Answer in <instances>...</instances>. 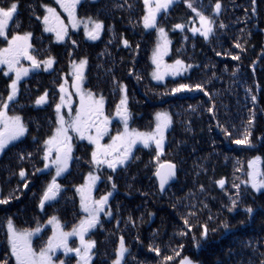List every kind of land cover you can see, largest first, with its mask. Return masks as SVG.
I'll return each mask as SVG.
<instances>
[{"label": "trees", "instance_id": "16d2710c", "mask_svg": "<svg viewBox=\"0 0 264 264\" xmlns=\"http://www.w3.org/2000/svg\"><path fill=\"white\" fill-rule=\"evenodd\" d=\"M10 2L3 0L4 6ZM189 2L214 20L208 39L191 31L200 21L187 6ZM216 2L178 0L158 17V25L171 39L167 61L180 60L191 67L185 76L155 83L150 58L156 30L143 27L142 0H85L76 10L78 18L101 21L102 34L91 43L81 31L72 33L62 45L44 33L41 21L45 6L56 8L55 2L18 0L15 22L7 30L9 37L32 33L31 54L41 62L53 58L54 68L51 73L32 71L18 86L16 100L9 102L7 109L10 116L21 117L26 133L0 156V199L9 200L0 204V261L15 264L7 243L9 218L17 229H34L38 222L54 215L69 227L79 219L74 188L88 173L89 161L72 168L63 179L69 184L60 199L42 212L38 206L49 180L37 169L44 165V141L54 132L59 88L73 60L87 61L85 86L104 98L109 113L120 99L123 85L133 119L131 127H149L157 112H167L172 125L159 160L155 148L136 150L124 169L105 177V184H115L116 194L109 202L112 218L102 219L91 236L96 244L93 264H112L121 237L128 248L122 264H180L183 257L195 264L264 261V190L256 192L241 183L247 180L249 160L260 157L264 171V0H255L254 5L252 0H219V13L215 12ZM177 24L184 27L177 29ZM6 43L0 38V47ZM12 79L0 69V101L7 98ZM181 84L191 86V90L173 93ZM196 85H202L203 90ZM45 93L49 104L35 107L37 98ZM250 118L251 145L234 143L242 139ZM78 147L83 151L82 160L88 158L91 150ZM164 162L174 164L177 170L174 182L161 194L154 173ZM21 170L26 173L24 180L19 176ZM221 179L225 180L223 187L217 183ZM230 198L238 200L231 212ZM249 207L254 210L251 215L245 211ZM202 225L208 228L206 239L201 236ZM194 238L200 241L199 246ZM155 248H159V255L151 250ZM176 251L179 256H175ZM168 256L174 259L165 262Z\"/></svg>", "mask_w": 264, "mask_h": 264}, {"label": "snow or ice", "instance_id": "6c2138e0", "mask_svg": "<svg viewBox=\"0 0 264 264\" xmlns=\"http://www.w3.org/2000/svg\"><path fill=\"white\" fill-rule=\"evenodd\" d=\"M253 5L255 0H252ZM56 3L60 5L68 16V23L73 28L79 25H83L85 36L90 40H97L100 37L101 30L104 25L101 21L95 20L92 17L80 19L77 17V5L81 3V0H56ZM175 3V0H143L144 12L142 17L143 27L145 29H155L158 33V42L156 49L153 52L152 63L156 65V70L152 73V77L155 80H162L164 74L160 71L163 56L167 55V35L165 29L158 25L157 17L162 12L166 13L170 6ZM187 6L195 12L200 21V28H193L191 31L199 32L201 36L208 39L213 33L214 20L203 15L200 11H197L192 3H188ZM221 4L217 0L215 4V12L219 13ZM255 11V9H253ZM18 12V0H11L8 6H4L3 0H0V38H3L7 43L5 47H0V65L6 66L7 71L4 72L5 76L9 73H15V78L11 80L9 84V93L6 99L0 101V152L4 151L6 147L13 141L18 140L24 136L26 128L18 115H8L7 109L9 102L14 101L17 95V85L20 79L29 74V69L21 65V59L31 62L33 69L39 68L41 63L44 65V69L47 71L54 63L53 58L49 57L45 61H38L34 55L31 54L32 44L30 38L32 33L24 34H12L8 35V29L10 22H15V16ZM37 19H41L37 17ZM45 32L55 33L58 42L63 41L68 36V27L64 21L61 20L59 13L56 9L50 6H45V15L42 18ZM177 29H181L184 26L177 24ZM224 27L223 24L220 25ZM125 46H128L127 40L124 41ZM236 47H242L237 44ZM219 55V53H218ZM233 59H239L238 56H233ZM86 60H80L78 64H73L74 69V83L73 87L77 90V94L80 95V106L76 109L75 115L70 120L60 114L62 105L65 103L66 92L65 86L60 85L61 103L55 106L57 113V127L55 128L51 137L44 141V156L46 161L44 167H55V175L51 181L47 184L45 190L42 193L39 201V207L43 209L47 202L56 201L62 192L61 185L57 183V177L61 176L68 170L69 161L73 159L72 156V137L69 135V130L76 133L81 140H87L90 144L94 145V149L91 153V163L97 167L106 165L113 171L117 166H122L132 156L133 146L137 143H142L144 147H148L152 142L156 146V159L159 160L162 154L164 143V132L171 124V118L167 112H157L155 114V128L152 131L141 132L134 128H129L128 121L130 119V113L127 109V97L122 96L119 104L116 106V115L120 117L124 123V131L117 133L111 137V142L108 144H101L100 141L104 136L108 135V124L110 118L104 114V98L101 96L96 98L91 91H83L81 84L84 80V67ZM182 66V61L176 60L174 65H163L165 70H172V74H177V69ZM188 67H191L189 65ZM139 79V77H137ZM197 89L203 90L202 85H196ZM184 90H191V86L181 84L179 87L172 89L173 93L181 92ZM120 91H125L124 86H120ZM207 95V93H205ZM46 96L42 95L37 98L35 103L37 105L46 102ZM253 101L255 97L253 96ZM211 111V109H209ZM253 120L250 118L247 121L245 127V134L242 139L234 141L236 144H243L246 146L251 145V132ZM53 152L55 153L53 158ZM23 159V157H21ZM37 171H42L37 169ZM237 171H240L238 168ZM155 175L159 179L160 189L163 191L165 185L175 176V165L172 163H160ZM19 176L22 180L25 179L26 173L24 170L19 172ZM100 177L92 174L91 172L85 178V183L76 188V192L80 195V209L85 214L77 224H75L70 231H65L61 225L60 220L54 215L47 221L48 225L52 226V235H50L45 244L38 250L33 246V237L41 233L42 228L38 226L35 229H17L15 228L11 218L7 220V243L9 246L10 254L15 259V264H54L53 257L56 256L57 251H63L67 256L72 253L77 258V264H91L93 258V249L96 244L94 240L86 239L88 233L97 227L100 222V214L105 212V206L108 204V199L112 195V192L101 196L99 199H95L92 196V189L95 187L97 180ZM111 177L109 180L111 181ZM221 187L224 186L225 180L221 179L217 182ZM241 183H247L251 188L260 192L264 190V171L260 168V157H255L248 161L247 180ZM27 188V183L24 184ZM239 189L240 185H234ZM115 184H113V189ZM239 193H237V196ZM18 199V197H16ZM231 199V198H230ZM8 199H0V204L8 203ZM238 205L237 199H231V206L228 210L231 212ZM245 211L251 215L253 209L251 207L245 209ZM110 214V213H106ZM185 226L188 227V221H184ZM203 228L202 238L207 237L208 228L205 225ZM224 228H228V224H223ZM191 231V228H188ZM214 231V230H213ZM187 233L181 232L180 235H186ZM77 237L79 244L76 247L69 245V238ZM197 246L200 241L195 240ZM183 247V246H181ZM156 251L159 255V248L151 249ZM128 252V248L125 246L123 237L119 239L118 247L115 249V259L112 264H122L125 258V254ZM180 252L176 251L175 256H179ZM174 256H168L164 258V261H171ZM0 264H8L7 261H0ZM60 264H65L64 261H60ZM180 264H195L188 257H183L180 260ZM264 264V261L261 262Z\"/></svg>", "mask_w": 264, "mask_h": 264}, {"label": "rangeland", "instance_id": "374dc122", "mask_svg": "<svg viewBox=\"0 0 264 264\" xmlns=\"http://www.w3.org/2000/svg\"><path fill=\"white\" fill-rule=\"evenodd\" d=\"M54 2H55V4H56V11H57V13H59V15H60V18H61V20H63L64 21V23H65V25H67V27H68V36H66L65 37V39L63 40V41H60V42H58L57 41V39H56V35H55V33H52V32H45L44 31V24H43V31H44V33L46 34V35H48V36H50V37H52V39H53V41H54V43L55 44H58V45H62L63 43H65L67 40H68V38L70 37V35L72 34V33H76V34H78V33H80V31L81 32H84V28H83V25L81 24V25H79V26H77L76 28H73L72 26H71V24H69L68 23V16H67V13H65L64 11H63V9L60 7V5L59 4H57L56 3V0H53ZM85 0H81V3L80 4H78L77 5V8H79V6L84 2ZM90 1H95V0H90ZM178 0H175V3L177 2ZM142 3H143V0H142ZM175 3H173V4H175ZM172 4V5H173ZM171 5V6H172ZM143 8H144V4H143ZM77 10V9H76ZM163 13V12H162ZM161 13V14H162ZM160 14V15H161ZM44 15H45V13H44ZM160 15H158V17L160 16ZM77 17H78V15H77ZM157 17V21H158V18ZM83 19V18H82ZM42 21V20H41ZM42 23H43V21H42ZM200 28V24L196 27V29H199ZM193 32V31H192ZM102 34V31H101V33H100V35ZM193 34H197V35H200V33L197 31V32H193ZM167 35V34H166ZM201 36V35H200ZM84 37H85V39L87 40L88 38L85 36V32H84ZM202 37V36H201ZM167 40L169 41V43H168V45H167V55H164L163 56V61H162V65H161V69H160V71L162 72V73H166V74H164V77H163V79L162 80H155V79H153V77H152V75H151V77H152V81L153 82H155V83H160L161 81H163V80H166V79H175V78H179V77H182V76H185V75H187L189 72H190V69L187 67V66H185L183 63H182V66H179L178 67V69H177V74H175V75H173L172 74V70H165L164 69V67H163V65H174V63L173 62H170L169 63V61H167L168 60V58H169V56H170V53H171V50H170V47H171V39H169V37H168V35H167ZM96 41V40H95ZM94 41V42H95ZM157 42H158V33H157V31H156V42H155V46H154V48H153V50H155L156 49V45H157ZM30 43H31V38H30ZM33 48V47H32ZM154 52V51H153ZM152 56H153V53H152V55H151V58H150V61H151V65H152V70H151V72L153 73L155 70H156V65L155 64H153L152 63ZM21 65L23 66V67H25V68H28L29 69V74L27 75V76H24V77H22L21 79H20V81L18 82V85H17V89H18V86L20 85V83L21 82H23V81H25V80H27V79H29L30 77H29V75H30V73L32 72V71H40L41 69L44 71V72H46V73H49V72H51L52 70H53V68H54V63L52 64V66H51V68H49L47 71L44 69V65H43V63H41V67H39V68H36V69H33L32 68V66H31V62L30 61H28V60H24V59H21ZM78 64L79 62L77 61V62H75V60H73V62L70 64V67L68 68V70H67V72L63 75V81H62V83L61 84H63L64 86H65V89H66V92L63 94V95H65V103H64V105H62V107H61V110H60V114L65 118V120H70L74 115H75V111H76V109L80 106V95H78L77 94V90L72 86L73 85V83H74V69H73V64ZM86 68H87V64L85 65V67H84V80H83V83L81 84V89L83 90V91H88V89H87V87L85 86V72H86ZM0 69L1 70H4V72H6L7 71V68H6V66H3V65H0ZM9 75H12V77L13 78H15V73H9ZM8 75V76H9ZM45 94H47V93H45ZM45 94H43V95H45ZM61 95H62V93L60 92V88H59V96H58V98H59V100H58V104L59 103H61ZM125 95V93L123 92V93H121V97H120V99L117 101V103H116V106H117V104H119V102H120V100H121V98H122V96H124ZM16 97H17V95H16ZM96 98H99V97H101V96H95ZM126 97H127V95H126ZM15 100H16V98H15ZM14 100V101H15ZM47 104H49V100H48V98H47V96H46V102L45 103H43V104H40V105H37L36 103L34 104V106L35 107H38V108H43L44 106H46ZM127 104H128V102H127ZM116 106L111 110L112 112L111 113H113V115H115V117H114V119L112 120H110V122H109V124H108V128H110V126L111 125H113L114 126V128H115V130H116V133H119V132H123L124 131V123L122 122V120L120 119V117H118L117 115H116ZM127 109H128V106H127ZM105 111H109V109H108V106H107V104H106V101H104V114H105ZM7 113H8V111H7ZM8 115H9V113H8ZM170 117V116H169ZM54 120H55V128L57 127V123H56V121H57V113H56V110H55V107H54ZM133 121V119L131 118V116H130V119H129V121H128V126H129V128H134V127H131V124L133 123L132 122ZM155 124H156V120H155V116H154V118H153V121H152V124L151 125H149V127H147V128H134V129H137L138 131H141V132H148V131H152V130H154V128H155ZM133 125V124H132ZM171 124L169 125V127L165 130V132H164V143H163V149H162V154H163V151H164V144H165V140H166V132L171 128ZM55 128H54V130H55ZM26 133V132H25ZM116 133H114V134H116ZM53 134V133H52ZM25 135V134H24ZM69 135L72 137V140H71V144H72V156H73V159L72 160H70L69 161V167H68V170L66 171V172H64L61 176H59V177H57V180L58 179H62V178H67V176L69 175V173L70 172H72V168H74L75 170L76 169H78V166H79V164H80V161H82V156H81V153H83V151L82 150H79V147H78V145H83L84 147H85V144H87V145H89L90 147V154H89V156H88V158H86V159H83V161H87V159H88V161H90V164L87 166V175L86 176H84L83 177V179H82V181H81V183H82V185L85 183V178L89 175V173L91 172L92 174H94V175H97V176H99L100 177V179L99 180H97V182H96V185H95V187L93 188V189H95V188H105L106 190H107V192H112V195H111V197H109V199H108V202L110 201V200H112V198L114 197V195L116 194V192H114V189H113V185L110 187V185H107V184H105L103 181L105 180V177H107V176H109L110 174V168H108L106 165H101V166H99V167H97V166H95V165H93L92 163H91V153H92V151H93V149H94V145H92V144H90L86 139L85 140H81L80 138H79V136L76 134V133H74V132H72L71 130H69ZM52 136V135H51ZM50 136V137H51ZM23 137L24 136H22V137H20L18 140H16V141H13L12 143H10L7 147H9V146H11L12 144H14L15 142H17V141H19V140H21V139H23ZM105 137V136H104ZM111 137L112 136H110L109 138L108 137H105V138H103L101 141H100V143L101 144H107L106 142H104L105 140H107V139H109L108 141H109V143L111 142ZM6 147V148H7ZM151 148H155L156 149V146H155V144L154 143H152V142H150L149 143V146L148 147H144V145L142 144V143H137L136 145H134L133 146V149H132V155L134 154V152L136 151V150H142V149H144V150H149V149H151ZM3 152V151H2ZM2 152H0V156L2 155ZM44 152V151H43ZM161 154V155H162ZM54 155H55V153L53 152V158H54ZM79 155H80V157H79ZM78 156V157H77ZM78 158V159H77ZM43 163H44V165H45V163H46V161L43 159ZM126 163H128V161H126L125 162V164L124 165H122V166H117V168H116V170H121V168H123V167H125V165H126ZM44 165H43V168H41V170L42 171H45L44 173L42 172V171H39V173L38 174H41L42 176H44V177H46V175H47V177H48V183L51 181V179H52V177L55 175V167H53V166H50L49 168H44ZM85 166V165H84ZM159 166V165H158ZM157 166V167H158ZM80 167H82V166H80ZM156 167V168H157ZM82 169V168H81ZM157 170V169H156ZM72 174V173H71ZM47 183V184H48ZM102 183H104V184H102ZM81 186V185H80ZM106 187H108V188H106ZM251 187V186H250ZM97 188V189H98ZM92 189V190H93ZM76 192V191H75ZM76 196H77V215L79 216V219H78V221L76 222V224L79 222V220L85 215L82 211H81V209H80V195H79V193H77L76 192ZM92 196L94 197V195H93V193H92ZM59 198V197H58ZM60 199V198H59ZM58 200V199H57ZM56 200V201H57ZM56 201H51V202H56ZM48 204H51V203H47V204H45L44 205V207H43V209H41L40 207H39V210L42 212L43 210H44V208L48 205ZM109 204V203H108ZM108 204L105 206V211H106V209H107V206H108ZM38 206H39V203H38ZM105 214V212L104 213H101L100 214V218L102 217V215H104ZM107 215V214H106ZM108 216V215H107ZM110 216V215H109ZM112 216V215H111ZM50 217H48V219H49ZM108 218V217H107ZM48 219H46L45 221H42L41 223H39V226L42 228V231H41V233H39L37 236H35V237H33V246L38 250L40 247H42L44 244H45V242L47 241V239H48V237L50 236V235H52V226L51 225H48L47 224V221H48ZM61 222V221H60ZM70 222V221H69ZM67 224V223H66ZM61 225L63 226V228H64V230L65 231H70L71 229H72V227L73 226H70L69 227V225H65V223H63V222H61ZM37 226H38V224H37ZM36 226V227H37ZM36 227H34V229L36 228ZM6 229H7V226H6ZM89 234V233H88ZM92 234L91 235H87V237H86V239H91L92 240ZM78 244H79V240H78V238L77 237H70L69 238V245L71 246V247H76V246H78ZM13 258V260L15 261V259H14V257H12ZM94 254H93V258H92V261H91V264H93V262H94ZM125 259V258H124ZM53 260H54V264H60V261H64L65 262V264H77V258L75 257V255L74 254H72V253H70V254H68L67 256L63 253V251H57V253H56V256L55 257H53ZM124 261V260H123ZM122 261V262H123Z\"/></svg>", "mask_w": 264, "mask_h": 264}, {"label": "flooded vegetation", "instance_id": "af4514ba", "mask_svg": "<svg viewBox=\"0 0 264 264\" xmlns=\"http://www.w3.org/2000/svg\"><path fill=\"white\" fill-rule=\"evenodd\" d=\"M44 12H45V10H44ZM11 23V22H10ZM83 33V36H84V32H82ZM85 38V37H84ZM3 39V38H2ZM4 40V39H3ZM88 40V42H91V43H94V41L95 40H90V39H87ZM5 41V40H4ZM73 62V61H72ZM72 62H70V64L72 63ZM75 62H77L76 60H75ZM79 62V61H78ZM69 64V65H70ZM70 67V66H69ZM52 72V71H51ZM51 72H49V73H51ZM46 73V72H45ZM62 81H63V79H62ZM89 91V90H88ZM19 93V89L17 90V94ZM95 96V95H94ZM105 101V100H104ZM105 115L106 116H108L109 118H110V120L112 119H114V117H115V115H113V113H109L108 111H105ZM109 129V133H108V135H106L105 137H110V136H115L117 133H116V130H115V128H114V126L113 125H111L110 126V128H108ZM114 133H116V134H114ZM105 137H103V138H105ZM109 139H107V140H105L104 142H106L107 144L109 143V141H108ZM85 147L88 149L90 146L89 145H87V144H85ZM90 149V148H89ZM89 155V154H88ZM130 160V159H129ZM128 160V161H129ZM88 161V160H87ZM90 162V161H89ZM83 164H85V165H88V162H86L85 161V163H84V161L82 160V161H80V164L79 165H83ZM127 164V163H126ZM45 168V167H44ZM121 169H124V167L123 168H121ZM110 171V175L109 176H111L112 174H114V173H117L118 171H120V170H115V171H113L112 169H110L109 170ZM43 173L45 172V171H42ZM86 175H87V173H86ZM85 175V176H86ZM63 179L64 178H62V179H58L57 180V183H59L60 185H61V188H62V194L65 192V191H67V187H68V184H69V182L68 183H65V182H62L63 181ZM80 185H82V183H80L79 185H76L75 186V188H74V192L76 191V188L77 187H79ZM98 188V187H97ZM95 188V189H93L92 190V193H93V195H94V198L95 199H99L101 196H103V195H105V194H107L108 192H102V189L103 188ZM75 194H76V192H75ZM111 197V196H110ZM109 202H111V200L109 201ZM108 202V203H109ZM49 203H52V202H49ZM110 204V203H109ZM109 204H108V206H107V209H106V211H105V214L104 215H102V217L100 218V222H99V224L97 225V227H95L94 229H92L90 232H89V234L88 235H91V234H93V233H95V231H98V228H99V226H100V223L102 222V219H111L112 218V214H107L106 215V213H109ZM110 215V216H109ZM108 217V218H107Z\"/></svg>", "mask_w": 264, "mask_h": 264}, {"label": "water", "instance_id": "95a60500", "mask_svg": "<svg viewBox=\"0 0 264 264\" xmlns=\"http://www.w3.org/2000/svg\"><path fill=\"white\" fill-rule=\"evenodd\" d=\"M164 163H168V162H164ZM158 168V167H157ZM156 168V169H157ZM176 168H175V174H176ZM155 173H156V171H155ZM155 173H154V179L156 180V183H157V189H158V191L161 193V194H163V193H165V191H166V189L174 182V178H175V176L172 178V179H170L169 180V182L165 185V187H164V190L162 191L161 189H160V184H159V179H158V177L155 175ZM47 203H49V202H47ZM46 203V204H47Z\"/></svg>", "mask_w": 264, "mask_h": 264}]
</instances>
